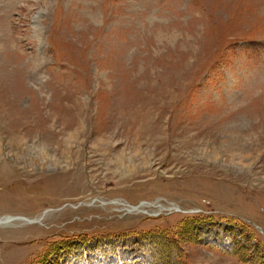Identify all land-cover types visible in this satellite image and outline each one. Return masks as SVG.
<instances>
[{"label": "rangeland", "instance_id": "rangeland-1", "mask_svg": "<svg viewBox=\"0 0 264 264\" xmlns=\"http://www.w3.org/2000/svg\"><path fill=\"white\" fill-rule=\"evenodd\" d=\"M0 221V264H264V0H0Z\"/></svg>", "mask_w": 264, "mask_h": 264}, {"label": "trees", "instance_id": "trees-1", "mask_svg": "<svg viewBox=\"0 0 264 264\" xmlns=\"http://www.w3.org/2000/svg\"><path fill=\"white\" fill-rule=\"evenodd\" d=\"M189 224H192V226H195V224H196L195 219H194V220H190ZM192 228H194V227H192ZM154 259H155V258H154ZM154 259H153V262H154ZM145 260H146V259H145ZM171 264H175V262H174V263H171ZM176 264H177V263H176Z\"/></svg>", "mask_w": 264, "mask_h": 264}, {"label": "bare ground", "instance_id": "bare-ground-1", "mask_svg": "<svg viewBox=\"0 0 264 264\" xmlns=\"http://www.w3.org/2000/svg\"><path fill=\"white\" fill-rule=\"evenodd\" d=\"M6 220V219H5ZM1 222V221H0Z\"/></svg>", "mask_w": 264, "mask_h": 264}]
</instances>
